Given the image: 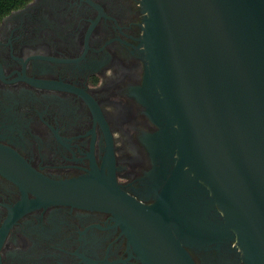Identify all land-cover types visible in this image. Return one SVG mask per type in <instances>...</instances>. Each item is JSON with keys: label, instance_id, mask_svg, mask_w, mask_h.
Masks as SVG:
<instances>
[{"label": "flooded vegetation", "instance_id": "obj_1", "mask_svg": "<svg viewBox=\"0 0 264 264\" xmlns=\"http://www.w3.org/2000/svg\"><path fill=\"white\" fill-rule=\"evenodd\" d=\"M143 33L140 0H28L0 16V264H144L127 212L53 198L80 180L155 204ZM189 253L239 264L221 242Z\"/></svg>", "mask_w": 264, "mask_h": 264}, {"label": "water", "instance_id": "obj_2", "mask_svg": "<svg viewBox=\"0 0 264 264\" xmlns=\"http://www.w3.org/2000/svg\"><path fill=\"white\" fill-rule=\"evenodd\" d=\"M140 2L156 202L80 180L53 198L127 212L144 264H196L189 250L220 242L264 264V0Z\"/></svg>", "mask_w": 264, "mask_h": 264}, {"label": "trees", "instance_id": "obj_3", "mask_svg": "<svg viewBox=\"0 0 264 264\" xmlns=\"http://www.w3.org/2000/svg\"><path fill=\"white\" fill-rule=\"evenodd\" d=\"M28 0H0V16L22 6Z\"/></svg>", "mask_w": 264, "mask_h": 264}]
</instances>
